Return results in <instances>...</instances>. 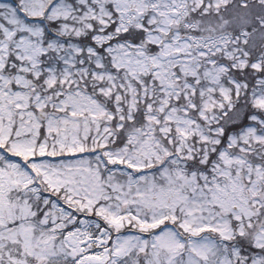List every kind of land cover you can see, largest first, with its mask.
Returning a JSON list of instances; mask_svg holds the SVG:
<instances>
[{
  "label": "snow or ice",
  "instance_id": "obj_1",
  "mask_svg": "<svg viewBox=\"0 0 264 264\" xmlns=\"http://www.w3.org/2000/svg\"><path fill=\"white\" fill-rule=\"evenodd\" d=\"M0 264H264V0H0Z\"/></svg>",
  "mask_w": 264,
  "mask_h": 264
}]
</instances>
